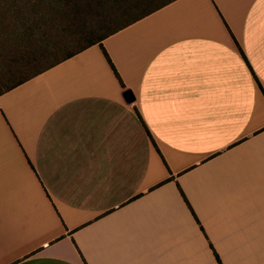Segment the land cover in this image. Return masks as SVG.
<instances>
[{
  "label": "crops",
  "instance_id": "obj_1",
  "mask_svg": "<svg viewBox=\"0 0 264 264\" xmlns=\"http://www.w3.org/2000/svg\"><path fill=\"white\" fill-rule=\"evenodd\" d=\"M214 3L103 39L125 89L95 44L0 95V264H264V0Z\"/></svg>",
  "mask_w": 264,
  "mask_h": 264
},
{
  "label": "trees",
  "instance_id": "obj_2",
  "mask_svg": "<svg viewBox=\"0 0 264 264\" xmlns=\"http://www.w3.org/2000/svg\"><path fill=\"white\" fill-rule=\"evenodd\" d=\"M172 1L9 0L3 4L0 12V36L5 37L6 46L21 42V50L15 63V69H18L15 72L16 78L0 88V95L88 47L102 44L103 39L109 35ZM41 10L45 12L40 13ZM2 27L11 28L12 32L1 30ZM112 66L115 68L113 63ZM13 72L10 69L11 75ZM183 198L188 204L184 193ZM191 211L203 230L195 213ZM213 252L220 263L214 249Z\"/></svg>",
  "mask_w": 264,
  "mask_h": 264
},
{
  "label": "snow or ice",
  "instance_id": "obj_3",
  "mask_svg": "<svg viewBox=\"0 0 264 264\" xmlns=\"http://www.w3.org/2000/svg\"><path fill=\"white\" fill-rule=\"evenodd\" d=\"M211 2L213 3V7L215 8V3L214 0H211ZM217 11H219V9H216ZM221 20L223 21V17L221 16ZM225 27L227 28V24L225 23ZM99 53L100 55L106 60V62L109 64L110 67H112V72H113V80L115 81V86L120 88V89H125V85H124V80L123 77H121L119 75V73L117 72V70L112 66V61L108 56L107 51L104 48L103 44H99ZM239 63L241 64H247V61H239ZM245 71H248V69L246 68ZM249 84H250V88L252 91L253 96L255 95V90L259 89L261 96L264 97V73H262L260 78H257L256 73L255 72H251V74L249 75ZM120 95L125 99L126 103L130 104L132 102V100L134 99V97L132 96V90L131 88H127L126 90L122 91L120 93ZM4 114L2 112H0V116H3ZM6 119V117H5ZM9 128L11 127L10 125H8ZM260 132H264V127H261L259 129ZM258 134V133H257ZM12 135L14 136L15 133L13 132ZM165 168L168 169V166L165 165ZM169 175L171 174L170 169H168ZM177 189L179 190V185H177ZM181 196H183V193L181 192ZM53 209L55 210V204H52ZM33 264H63L62 261H58V260H38V261H34ZM83 264V262H82Z\"/></svg>",
  "mask_w": 264,
  "mask_h": 264
},
{
  "label": "rangeland",
  "instance_id": "obj_4",
  "mask_svg": "<svg viewBox=\"0 0 264 264\" xmlns=\"http://www.w3.org/2000/svg\"><path fill=\"white\" fill-rule=\"evenodd\" d=\"M4 2V3H3ZM9 0H0V12L3 10V4L8 3ZM44 10H41L40 13H44ZM113 24V23H111ZM110 24V25H111ZM1 30L6 32H12L11 28L2 27ZM96 32H99L98 30ZM4 36H0V88H4L7 84L11 82V79L16 78V73L18 69H15V63L19 58V47L21 42H17L14 46H6L7 41ZM18 47V48H17ZM10 69L14 72L9 73ZM15 73V74H14ZM11 75V76H10Z\"/></svg>",
  "mask_w": 264,
  "mask_h": 264
},
{
  "label": "water",
  "instance_id": "obj_5",
  "mask_svg": "<svg viewBox=\"0 0 264 264\" xmlns=\"http://www.w3.org/2000/svg\"><path fill=\"white\" fill-rule=\"evenodd\" d=\"M132 96L134 97V99L132 100V102L135 100V96H134V94H133V92H132ZM125 100V99H124ZM126 102V101H125Z\"/></svg>",
  "mask_w": 264,
  "mask_h": 264
}]
</instances>
